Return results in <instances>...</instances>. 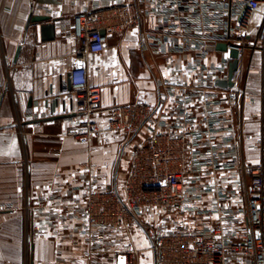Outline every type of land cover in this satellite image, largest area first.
Wrapping results in <instances>:
<instances>
[{"label": "built area", "instance_id": "built-area-1", "mask_svg": "<svg viewBox=\"0 0 264 264\" xmlns=\"http://www.w3.org/2000/svg\"><path fill=\"white\" fill-rule=\"evenodd\" d=\"M127 30L143 54L165 60L159 99L104 108L90 58ZM70 35L69 92L80 115L64 136L87 146L103 134L140 140L115 186L89 160L75 183L29 198L28 241L48 237L81 256L68 264H148L149 253L150 264H264V86L253 164L233 115L240 91L217 85L231 51H264V0H130L77 14Z\"/></svg>", "mask_w": 264, "mask_h": 264}, {"label": "crops", "instance_id": "crops-1", "mask_svg": "<svg viewBox=\"0 0 264 264\" xmlns=\"http://www.w3.org/2000/svg\"><path fill=\"white\" fill-rule=\"evenodd\" d=\"M127 1L0 0V264L81 260L48 237L28 241L32 215L25 208L29 198L56 185L75 183L81 165L89 160L109 175V181L114 173L115 186L120 177V141L124 151L128 140L137 143L134 137L103 134L87 146L64 136L80 115L69 92L76 45L70 35L72 20L81 12ZM33 2L37 7L32 12ZM31 15L47 16L68 28L56 27L55 39L44 41L41 24L28 27ZM260 21L257 16L255 25ZM150 58L140 50L133 30L112 36L108 49L90 58V83L102 89L104 108L136 101L157 104L159 92L150 69L154 58ZM235 86L240 91L233 115L241 155L254 164L260 160L263 100L258 95L264 86V51L247 49L242 54Z\"/></svg>", "mask_w": 264, "mask_h": 264}, {"label": "water", "instance_id": "water-1", "mask_svg": "<svg viewBox=\"0 0 264 264\" xmlns=\"http://www.w3.org/2000/svg\"><path fill=\"white\" fill-rule=\"evenodd\" d=\"M31 24H41V32L44 41L54 40L56 37V21H51V18L47 16H34L31 15L28 21V27ZM217 50L227 51L226 44H218ZM21 47L18 48L15 61H17ZM240 54L237 50L231 51V61L229 66L228 79L223 81H218L217 85L221 88H232L235 86V76L240 68ZM31 264H34L32 261Z\"/></svg>", "mask_w": 264, "mask_h": 264}, {"label": "rangeland", "instance_id": "rangeland-1", "mask_svg": "<svg viewBox=\"0 0 264 264\" xmlns=\"http://www.w3.org/2000/svg\"><path fill=\"white\" fill-rule=\"evenodd\" d=\"M115 42H116V40H112L111 43H115ZM150 59H153V58L151 57ZM152 61H153V64L151 65L150 69L152 70L153 74L155 75V78H157V76H159V74H160V72H159L160 69H162L163 66L165 65V60H162V58H159V59L158 58H154ZM144 67L146 68L145 65H144ZM152 77H153V75H152ZM139 140H140V138H137L136 142H138ZM94 142H95V140H94ZM122 144H123V142L120 141V148L122 150H121V152L119 151L120 152V156L119 157H120V160H121V166H120V169H119V173H120L119 174L120 175L119 178L123 177V173H124V171L126 170V168L128 166V158H129L130 151L132 150V147L134 145V143L130 144V142L128 140V143L125 145V153H124V150H123L124 148H123ZM115 164H116V162H115ZM115 164L113 165V168H114ZM110 174H111L110 175V184L113 185L116 182V177L114 176V173H110ZM139 237H141V236H139ZM139 237H138V239L141 240V238H139ZM144 262H147L146 258L144 259Z\"/></svg>", "mask_w": 264, "mask_h": 264}, {"label": "snow or ice", "instance_id": "snow-or-ice-1", "mask_svg": "<svg viewBox=\"0 0 264 264\" xmlns=\"http://www.w3.org/2000/svg\"><path fill=\"white\" fill-rule=\"evenodd\" d=\"M149 255H151V254L149 253Z\"/></svg>", "mask_w": 264, "mask_h": 264}]
</instances>
